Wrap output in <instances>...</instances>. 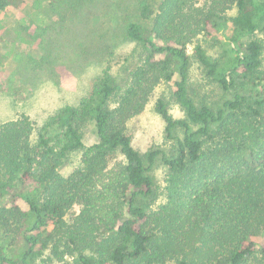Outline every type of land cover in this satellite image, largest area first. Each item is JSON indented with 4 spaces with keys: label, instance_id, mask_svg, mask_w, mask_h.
<instances>
[{
    "label": "trees",
    "instance_id": "1",
    "mask_svg": "<svg viewBox=\"0 0 264 264\" xmlns=\"http://www.w3.org/2000/svg\"><path fill=\"white\" fill-rule=\"evenodd\" d=\"M138 10L148 26L126 25L137 55L123 75L104 68L41 124L27 114L0 122V232L11 249L0 245V264H264V63L252 38L264 0H143ZM228 29L229 47L209 54L205 44ZM188 47L229 93L215 106L189 94ZM165 84L183 117L158 91ZM157 93L172 154L142 153L128 132ZM89 124L97 140L85 145ZM158 153L165 198L146 210L138 198L152 192Z\"/></svg>",
    "mask_w": 264,
    "mask_h": 264
},
{
    "label": "rangeland",
    "instance_id": "2",
    "mask_svg": "<svg viewBox=\"0 0 264 264\" xmlns=\"http://www.w3.org/2000/svg\"><path fill=\"white\" fill-rule=\"evenodd\" d=\"M32 1L16 0L14 5L0 10V122L27 114L41 124L63 105L75 104L104 68L120 77L124 66L137 55L132 54L135 41L125 36L126 25L138 21L148 26L138 10L143 0H42L43 7L39 10L33 8ZM145 1L154 6L159 0ZM229 34L230 29L219 32L218 42H207L208 53L217 56L223 47H229ZM252 38L261 42L264 63V30L255 32ZM188 53L191 56L188 91L193 99L215 106L227 98L228 92L204 76L191 47ZM168 86L165 84L158 91L163 90L171 114L183 117ZM161 93L155 94L145 109L128 122L132 145L142 153L174 151V141L166 138L164 122L154 110V99ZM177 134L181 135V130ZM82 140L85 145L96 142L92 124L84 129ZM73 164L69 163L64 172ZM165 172L158 153L147 170L153 180L152 192L138 198L146 210H154L164 201ZM260 242L264 243V234ZM0 245L10 256V246L1 232Z\"/></svg>",
    "mask_w": 264,
    "mask_h": 264
}]
</instances>
